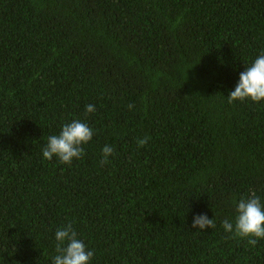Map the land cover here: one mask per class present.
<instances>
[{"label": "trees", "instance_id": "16d2710c", "mask_svg": "<svg viewBox=\"0 0 264 264\" xmlns=\"http://www.w3.org/2000/svg\"><path fill=\"white\" fill-rule=\"evenodd\" d=\"M261 52L264 0H0V264H52L69 222L89 264H264L222 228L264 205V101L227 100ZM75 119L84 156L44 160Z\"/></svg>", "mask_w": 264, "mask_h": 264}, {"label": "clouds", "instance_id": "9594fccd", "mask_svg": "<svg viewBox=\"0 0 264 264\" xmlns=\"http://www.w3.org/2000/svg\"><path fill=\"white\" fill-rule=\"evenodd\" d=\"M228 102H243L245 100L253 103L264 101V52H261L255 60L242 71L234 90L227 97ZM131 110L134 105L129 104ZM95 106L89 104L85 108V115L93 113ZM94 135L93 129L87 123L79 119L62 125L58 135H50L47 143L42 149V157L51 161L54 157L62 164L70 165L74 159L84 156L83 145L88 144ZM150 138L145 136L138 139L137 146L143 147ZM114 152L111 146L105 145L102 149L100 163L107 164L108 158ZM235 204V216L233 220H224L222 228L225 233H230L231 238L247 240L255 246L257 242L264 239V205L260 197L251 191L250 195L241 197ZM213 219L201 214L193 217L192 228L203 231L215 228ZM56 255L52 258V264H89L94 256V250H89L84 241L77 238L71 222L63 227L57 228L55 232Z\"/></svg>", "mask_w": 264, "mask_h": 264}]
</instances>
